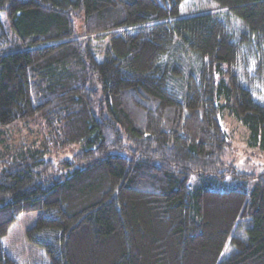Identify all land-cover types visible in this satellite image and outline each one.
Wrapping results in <instances>:
<instances>
[{
	"label": "trees",
	"instance_id": "obj_1",
	"mask_svg": "<svg viewBox=\"0 0 264 264\" xmlns=\"http://www.w3.org/2000/svg\"><path fill=\"white\" fill-rule=\"evenodd\" d=\"M185 1L0 0V264L31 211L48 264H264V172L226 184L220 120L264 150V0Z\"/></svg>",
	"mask_w": 264,
	"mask_h": 264
},
{
	"label": "rangeland",
	"instance_id": "obj_2",
	"mask_svg": "<svg viewBox=\"0 0 264 264\" xmlns=\"http://www.w3.org/2000/svg\"><path fill=\"white\" fill-rule=\"evenodd\" d=\"M210 0H186L183 6L184 13H191L200 10L206 6H211ZM244 83L248 85V81L244 78ZM257 93L264 100V81L263 84H256ZM221 123L225 128L230 146L224 159L226 168H229L228 177L225 179L226 184L236 185L242 181V178L231 173V167H234L244 173H263L264 172V150L259 145H254L250 141V130L248 127L240 123L228 111L221 115ZM41 118H36L29 123L17 122L14 126L7 129L10 138L15 145H21V139H27L29 144L40 142L44 136H48L51 132L50 127ZM79 146H71L64 150L51 149L46 152V157L51 158L57 165L66 158H70ZM233 169V168H232ZM234 170V169H233ZM253 180H248V188L251 190L254 186ZM216 183V182H215ZM220 184L217 182V185ZM214 187V186H213ZM38 212H24L18 216V219L12 224L8 234L3 237V243L6 249L16 258L20 264H48V258L44 249L32 244L28 238L26 231L33 226L37 220ZM237 234L245 235L244 231H237ZM232 247L228 246L224 255L230 254Z\"/></svg>",
	"mask_w": 264,
	"mask_h": 264
}]
</instances>
